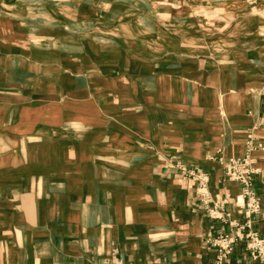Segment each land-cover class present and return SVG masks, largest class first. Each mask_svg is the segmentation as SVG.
<instances>
[{"label": "crops", "instance_id": "crops-1", "mask_svg": "<svg viewBox=\"0 0 264 264\" xmlns=\"http://www.w3.org/2000/svg\"><path fill=\"white\" fill-rule=\"evenodd\" d=\"M181 7L165 23L192 44L168 55L1 28L0 264H214L212 240L248 219L249 191L264 237V44L187 39L198 24ZM246 153L259 168L250 186L224 172ZM230 264L257 263L237 242Z\"/></svg>", "mask_w": 264, "mask_h": 264}, {"label": "rangeland", "instance_id": "rangeland-1", "mask_svg": "<svg viewBox=\"0 0 264 264\" xmlns=\"http://www.w3.org/2000/svg\"><path fill=\"white\" fill-rule=\"evenodd\" d=\"M172 5H181L179 10L198 24L189 30L190 36L186 28L182 32L187 39L206 36L211 49L222 39L221 49L227 51L235 45L254 48L258 40L264 44V0H0V30L20 28L31 41L45 46H58L63 37L69 46L99 54L103 47L117 57L138 54L144 47L168 55L179 45L192 44L178 36L180 28L165 23ZM156 30L172 42L156 43Z\"/></svg>", "mask_w": 264, "mask_h": 264}, {"label": "built area", "instance_id": "built-area-1", "mask_svg": "<svg viewBox=\"0 0 264 264\" xmlns=\"http://www.w3.org/2000/svg\"><path fill=\"white\" fill-rule=\"evenodd\" d=\"M224 172L228 180L250 186L255 175L259 172V168L254 164V158L250 153L242 156H233L225 161ZM191 177H196L192 172H188ZM202 181L205 178L199 176ZM202 196L206 197V191L202 189ZM248 202L246 206L247 220L244 223H237L236 232L233 234H219L212 241L217 248L216 259L214 264H230V258L235 250L237 242H244L246 253L251 257L253 262L264 264V237H262L253 227L251 217L253 214L259 213L262 204L255 193L249 191ZM205 206L208 200H203ZM207 212L213 218L222 219L223 215L219 214L218 209L206 207ZM232 223V222H231Z\"/></svg>", "mask_w": 264, "mask_h": 264}]
</instances>
